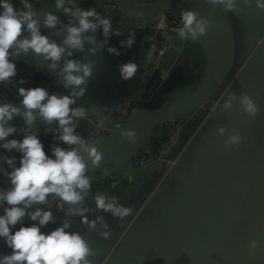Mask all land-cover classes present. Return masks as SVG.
Masks as SVG:
<instances>
[{
    "label": "crops",
    "instance_id": "0c3cea01",
    "mask_svg": "<svg viewBox=\"0 0 264 264\" xmlns=\"http://www.w3.org/2000/svg\"><path fill=\"white\" fill-rule=\"evenodd\" d=\"M49 1L40 0L39 5L33 7L37 10ZM11 2L15 8L22 6L20 0ZM76 3L85 10L95 8L112 22L113 31L121 35H111L95 55L87 51L95 45L86 43L84 52L77 50L72 57H65L95 61L87 91L72 107H84L102 117L120 118L126 109L136 108L143 92L146 81L143 70L149 58V36L154 20L131 18L112 5L113 0L103 3L78 0ZM238 3L239 12H228L237 28L238 39L256 40L264 26V10L256 7L255 0L251 7L243 0ZM2 11L0 8V13ZM55 14L63 24L68 23L69 18L61 11ZM61 26L57 29L42 27L41 34L62 44L63 36L57 35ZM102 31L101 28L95 34L98 41L104 40ZM132 33L136 34L134 45L121 47V41ZM261 38L263 43L256 45L255 53L252 51L257 66L252 61L244 66L248 60L247 43H239L237 72L241 71L240 76L229 82L212 102L166 121L105 161L99 169L86 173L92 179L85 202L90 208L86 219L90 223L97 216H103L110 226V238H102L79 216L67 218L72 221L69 231H79L86 239L90 237L89 244L97 253L96 264H264V35ZM174 41L183 43L184 48L172 63L171 73L175 77L181 68L203 65L210 72L215 67L220 44L206 35L197 40H181L176 36ZM108 47L116 48L120 55L110 54ZM168 55L172 57V51ZM11 59L16 64L17 75L12 83H0V94L22 99L18 91L21 87H43L49 94L60 96L70 93V89L57 83L59 68L48 70L51 61H45L31 50L27 55L22 53ZM127 62L139 66L130 80L122 79L119 72V66ZM22 80L25 82L21 83ZM233 92L237 96L247 93L258 103L260 112L255 118L241 111L238 101L234 102L232 110L225 112L223 100ZM142 104L148 106L145 101L139 103ZM15 121L14 117L10 122ZM35 123L33 132L38 134L47 155H52V148L45 149L48 144L68 147L53 139L57 135V123L45 125L53 131L43 135L38 132V118ZM220 127L227 130L226 135L218 133ZM169 131L175 132L176 140L170 150L158 158L155 155H159ZM233 133L241 135L242 142L225 148V140ZM76 134L88 140L94 138L84 124H77ZM23 136H14V139L22 140ZM143 154L152 155V162L145 166L133 164L134 158ZM105 166L107 172L102 171ZM113 174L120 176L118 183L113 190L103 193L114 195L125 206H134L132 215L123 220L97 211L93 202L96 189H104ZM0 184L6 189L11 187L4 182ZM97 229L104 230L100 223ZM252 240L260 244L254 250L255 255L249 247Z\"/></svg>",
    "mask_w": 264,
    "mask_h": 264
},
{
    "label": "clouds",
    "instance_id": "9594fccd",
    "mask_svg": "<svg viewBox=\"0 0 264 264\" xmlns=\"http://www.w3.org/2000/svg\"><path fill=\"white\" fill-rule=\"evenodd\" d=\"M20 3L22 7L16 9L11 0H0V8L3 9L0 13V83H12L17 75L16 64L11 58L19 57L22 53L27 55L31 50L45 61H51L49 71L59 68L57 83L70 89V93L60 96L49 94L43 87H21L18 91L22 97L19 101L22 107L11 102L0 103V142H3L0 146L8 152L16 150L21 154L19 166L16 157L0 156V162H6L11 169L9 172L0 167V174L11 183L10 188L0 189V207L4 210V214L0 215V238L12 249L10 255L0 256V264H96L97 253L89 244L90 237L86 239L79 231H69L72 221L67 218L79 216L102 238H110V226L103 216H97L90 223L86 219L90 208L85 206V202L92 188V179L86 174L89 167L87 161L91 162L93 168L99 169L103 153L98 150L97 142L76 134L77 124L86 116V112L84 108L72 107L77 98L85 95L95 61L84 62L65 57H72L77 50L84 52L86 43L95 45L87 49L95 55L99 48L107 44L111 35L121 34L114 32L112 22L95 8L85 10L75 0H54L55 7L69 18L66 24L52 12L45 13L41 19V11L34 9L31 0H20ZM207 3L213 7L220 6L225 13L240 11L238 0H207ZM243 3L252 6V0H243ZM255 3L257 8L264 10V0H255ZM180 18L182 27L178 36L181 40H197L206 35L212 26L210 19L201 17L193 10H182ZM58 25H62L57 32V35L63 36L62 44L41 34L42 27L57 29ZM101 28L104 40L98 41L95 34ZM135 39L136 34H130L121 41V47L131 48ZM107 51L120 55L114 47H108ZM138 67L134 62L120 65L121 78L132 79ZM227 97V100H223L225 112L232 110L237 101L241 111L251 118L260 112L258 103L247 93L237 96L233 92ZM14 117H22L27 125L19 128L24 133L22 140L6 139L18 131L16 126L9 123ZM37 118H41L46 125L57 123V135L53 139L62 141L68 147L53 144L52 155H47L38 134L31 130ZM50 131L53 129L45 128L46 134ZM226 131L224 127L218 129L220 135H226ZM120 135L132 143L138 139L136 131L131 128L121 129ZM242 140L241 135L233 133L225 140L224 146L230 148ZM102 171L107 172V167ZM49 197L62 201L67 208L62 226L45 234L41 228L56 222L53 212L39 207L34 211L29 209L38 204L49 205L50 208ZM93 202L97 211L110 213L120 220L131 216L134 210V206H125L114 195L107 193H97ZM26 217L33 222L38 221V224L23 226ZM97 223L101 224L103 231L97 229ZM17 224L21 227L13 233L12 229ZM249 247L253 250L251 254L255 255L254 250L260 247L259 241L252 240Z\"/></svg>",
    "mask_w": 264,
    "mask_h": 264
},
{
    "label": "water",
    "instance_id": "95a60500",
    "mask_svg": "<svg viewBox=\"0 0 264 264\" xmlns=\"http://www.w3.org/2000/svg\"><path fill=\"white\" fill-rule=\"evenodd\" d=\"M39 1L40 0H33V6H37L36 4L39 5ZM76 1L78 0H75V2ZM113 1L120 11H122L124 14L128 15L131 18H146L148 20H154L152 24L153 26L151 25L153 29L154 25L161 19V17L167 14H175L181 16L182 10L188 9L196 11L200 14L201 17L208 18L211 20L212 26L208 29L206 36L211 41L220 44V53L217 59V63L215 67L210 71L208 78L197 89L186 93L185 95H181L178 99L167 103L166 105H163L159 108L153 109L145 107V104H142L140 106L139 103H141L142 101L146 102V100H148L151 95L156 93L159 87L163 86V80L165 78L170 77V71L173 61L178 57L180 53L183 52V43L180 42V44H176L175 41L173 43V39L178 36L177 32H171L167 39V45L163 55V60L160 66L154 71V73L146 79L139 102H137L135 110L129 116L121 120V122L117 123L118 120L115 116L102 117L96 115L105 119H110L112 117L116 118V121L112 122V129L102 134L96 132L91 126L80 120L79 124H84L91 130V132H93L94 138L89 141H92L94 143L97 142L96 146L98 147V150L103 153L102 164L113 156L119 154L120 151L123 150L126 146L132 144V142H130L126 138L121 137V129H134L137 133V140H140L147 136L150 132H152L156 127L162 125L166 121L181 116L182 113H187L198 107L206 106L209 101L211 102L214 98H217L219 96V93H221V91L225 88L226 84L232 81H236L239 78L241 72H237V70L234 72L236 65H239V39L237 28L230 15L228 13H225L220 6L213 7L207 3V0ZM21 7H18L16 9H20ZM36 11H41L39 15L42 19L45 13L52 12L53 14H55L60 10L55 7L54 0H51ZM263 35L264 26H261V31L256 36V40L247 42L246 50L248 60L245 62L244 66L248 65L251 61L254 65H258L256 58H253L254 53L256 52L254 48L258 43H263L261 38ZM170 51H172V57L168 55ZM252 51L255 52L253 53ZM233 72L234 75L231 76ZM163 73H165V76H163ZM1 96H6L9 100L14 99L8 94H0V97ZM15 104H17V106L22 107V105H20L19 103ZM88 112L90 114H93L89 110ZM15 118L17 121L9 123L10 126H16L18 128V131L15 134L10 135L6 139H14V136L24 134L23 132L19 131V128L26 127L24 119L22 117ZM118 119H120L119 116ZM2 143L3 142H0V145H2ZM50 145L51 146L47 148L46 151L52 148L53 144ZM13 154V152H8L6 149H3V147L0 146V156L6 155L9 157H14ZM87 163L89 165L87 172L95 169L91 166L90 161H87ZM17 166H19L18 159ZM0 167L7 169L9 172L11 171V169L8 168L6 162H0ZM0 175L4 180H6L5 183L11 186L10 180L2 174ZM0 189L6 188L0 186ZM38 207L42 208L45 211H48L47 205H37L34 206L32 209H29V211H34L35 208ZM0 211L4 212L3 209H0ZM25 223L27 226H31L33 223L38 224V221L33 222L30 218L26 217ZM41 231L45 234L50 233L52 231L51 222L48 225L42 227ZM11 253L12 249L6 245L3 238H0V256L10 255Z\"/></svg>",
    "mask_w": 264,
    "mask_h": 264
},
{
    "label": "built area",
    "instance_id": "2783aa9c",
    "mask_svg": "<svg viewBox=\"0 0 264 264\" xmlns=\"http://www.w3.org/2000/svg\"><path fill=\"white\" fill-rule=\"evenodd\" d=\"M112 5H115V3H112ZM181 27H182L181 18L180 16L175 14H167L161 17V19L154 25L153 32L149 36L150 37L149 58L147 59V62L145 63L143 70L144 79H147L149 76H151L154 73V71L160 66L163 60V55L165 52L167 39L169 35L173 31L178 32ZM163 76H165V73H163ZM20 100L22 99L9 100L8 97L6 96L0 97V103L3 102L19 103ZM84 110L86 112V116L84 118H81V121L91 126L96 132L102 134L112 129V122L116 121V118L118 120L117 123L121 122V120L129 116L135 110V108L133 107L126 109L120 116V119H118V117L105 119L90 114L87 108H84ZM175 140H176L175 132L169 131L168 137L162 142L159 155L156 154L155 156H158L159 158L165 155L170 150ZM153 158L154 157H152V155L149 156L143 154L141 156L135 157L133 164H139L140 166H145L151 163ZM119 179H120L119 175L117 174L111 175L110 181L104 186V189L97 188L96 193H103V191L113 190L116 184L118 183ZM49 202H50V208L49 205H47L48 210H51L53 212V215L56 220L55 223H51V229L54 230L56 227L62 226V222L65 219V205H63L62 201L52 199V197H49ZM0 209H3V207H0ZM99 264H102V262H100Z\"/></svg>",
    "mask_w": 264,
    "mask_h": 264
},
{
    "label": "rangeland",
    "instance_id": "374dc122",
    "mask_svg": "<svg viewBox=\"0 0 264 264\" xmlns=\"http://www.w3.org/2000/svg\"><path fill=\"white\" fill-rule=\"evenodd\" d=\"M201 38H203V37H201ZM239 43H240V45H244L247 43V41L240 40ZM183 50H184V48H183ZM202 60H204V58ZM238 67H239V65L237 64L234 72L238 69ZM177 71H178V69H177ZM234 72L231 76L234 75ZM209 73L210 72L207 71L206 67L203 65L197 66V67H187L185 70L183 68H181L177 77H175L170 71V77L165 78L163 80V82H164L163 86L159 87L158 90L156 91V93L150 96V98L146 101V104L148 105L146 107L153 108V109L159 108L163 105H166L167 103H170V102L178 99L181 95H185L186 93H189V92L197 89L200 85H202L205 82V80L209 76ZM209 103H210V101H209ZM183 114L185 115L187 113H182L181 115H183ZM38 124L40 125L38 132L42 133V135L46 134L45 133V125L46 124L43 123L41 118H38ZM35 125H36V123H34L32 128H31L32 132H33V128ZM50 146L51 145L48 144L45 147V149L49 148ZM13 156L19 160L21 154L18 152H14ZM3 182L5 183L6 180H4L0 175V183H3ZM0 186H1V184H0ZM35 206H37V205H35ZM3 214H4V212L0 211V215H3ZM23 226H27L25 222H24ZM20 227H21V225L17 224L12 229L13 233L16 230H18Z\"/></svg>",
    "mask_w": 264,
    "mask_h": 264
},
{
    "label": "trees",
    "instance_id": "16d2710c",
    "mask_svg": "<svg viewBox=\"0 0 264 264\" xmlns=\"http://www.w3.org/2000/svg\"><path fill=\"white\" fill-rule=\"evenodd\" d=\"M99 1L103 3V2H105V1H107V0H99ZM183 115H184V114H183Z\"/></svg>",
    "mask_w": 264,
    "mask_h": 264
}]
</instances>
